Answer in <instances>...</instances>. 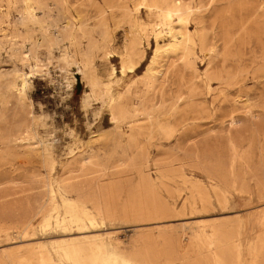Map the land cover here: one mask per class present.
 Masks as SVG:
<instances>
[{
	"label": "rangeland",
	"instance_id": "rangeland-1",
	"mask_svg": "<svg viewBox=\"0 0 264 264\" xmlns=\"http://www.w3.org/2000/svg\"><path fill=\"white\" fill-rule=\"evenodd\" d=\"M262 209L264 0H0V264H264Z\"/></svg>",
	"mask_w": 264,
	"mask_h": 264
},
{
	"label": "bare ground",
	"instance_id": "bare-ground-1",
	"mask_svg": "<svg viewBox=\"0 0 264 264\" xmlns=\"http://www.w3.org/2000/svg\"><path fill=\"white\" fill-rule=\"evenodd\" d=\"M188 10L189 9H187V10L184 9L182 4L180 3V4H178L175 7V9L168 8L165 11V20L167 22L168 29H169V31L166 34H172V32L174 31L173 24H174L175 18L178 20L180 25H186L187 24L188 16H189ZM157 27L160 28L159 29L160 30L159 31V35H162V34L165 33L164 25H159ZM151 35H152V33H151ZM173 37H176V36H173ZM181 43H183V42H181ZM170 44H171V42H170ZM23 58L31 60V58L29 56H27V55H25ZM32 60L34 61L35 64L34 65L30 64V66L28 67L29 68V73L21 72V73L17 74V78L19 79L20 84H21V88H23V90H26L30 86V84L32 83L33 77L35 78V76L39 75L42 72V70H43L42 66H41V62L42 61L38 57H33ZM132 70H133V66H131V67L123 66L122 75H125L127 72H132ZM79 72L83 76V80H84V82L86 84V88H89V90L91 91V95L96 97V89L100 85V79L99 78H92L88 74L86 68L82 66V64H79ZM115 75H116V69H112L111 76L114 77ZM108 87H109V85H106L107 89H108ZM87 100H88V98H87ZM259 215L262 218H264V209L260 210ZM190 240L191 239H190L188 234H185L184 237L182 238V242L183 243L186 242V241H190Z\"/></svg>",
	"mask_w": 264,
	"mask_h": 264
},
{
	"label": "trees",
	"instance_id": "trees-1",
	"mask_svg": "<svg viewBox=\"0 0 264 264\" xmlns=\"http://www.w3.org/2000/svg\"><path fill=\"white\" fill-rule=\"evenodd\" d=\"M78 86H79V84H78Z\"/></svg>",
	"mask_w": 264,
	"mask_h": 264
}]
</instances>
